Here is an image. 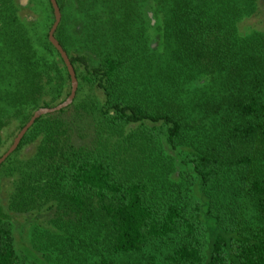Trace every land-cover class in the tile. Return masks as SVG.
I'll list each match as a JSON object with an SVG mask.
<instances>
[{
	"label": "trees",
	"instance_id": "16d2710c",
	"mask_svg": "<svg viewBox=\"0 0 264 264\" xmlns=\"http://www.w3.org/2000/svg\"><path fill=\"white\" fill-rule=\"evenodd\" d=\"M258 2L57 0L79 88L0 167V264H264ZM25 9L0 0V158L71 93L50 0Z\"/></svg>",
	"mask_w": 264,
	"mask_h": 264
},
{
	"label": "water",
	"instance_id": "95a60500",
	"mask_svg": "<svg viewBox=\"0 0 264 264\" xmlns=\"http://www.w3.org/2000/svg\"><path fill=\"white\" fill-rule=\"evenodd\" d=\"M50 3L53 7L54 11V17L55 21L54 24L50 30L49 33V41L50 43L54 46V48L58 51L60 54L67 70L70 75L71 79V93L69 97L64 101L62 104L58 105L57 107L54 108H42L38 111H36L33 115V117L30 119V121L25 125V127L20 131V133L17 135V137L14 139L12 145L9 147L7 152L0 158V167L7 161V159L14 154V152L18 149L22 139L24 136L27 134V132L33 127V125L36 123L38 119H40L43 116L54 114L57 112H60L64 109H67L70 107L77 96L79 84H78V79L76 76V71L74 69V66L72 65L70 58L66 51L63 49V47L60 45L58 40L55 37L56 31L58 27L60 26V23L62 21V14L59 8V5L57 3V0H50Z\"/></svg>",
	"mask_w": 264,
	"mask_h": 264
},
{
	"label": "rangeland",
	"instance_id": "374dc122",
	"mask_svg": "<svg viewBox=\"0 0 264 264\" xmlns=\"http://www.w3.org/2000/svg\"><path fill=\"white\" fill-rule=\"evenodd\" d=\"M21 2L24 10H26V6L29 3V0H17ZM259 10L257 14L250 19H246L244 22L240 24V31L242 34H248L255 30H264V1L259 0ZM24 16L28 17L30 14L29 11H24ZM78 30V29H77ZM14 141V140H13ZM12 141V142H13ZM11 146V142L9 145ZM35 146H30L22 153L24 156H29L34 151ZM10 182L7 179H3L0 185V206L5 208L6 205V197L10 193L11 189L9 188ZM10 221L14 227V234L17 239V243H22L26 246H31V232L33 229V224L31 218L23 215H12Z\"/></svg>",
	"mask_w": 264,
	"mask_h": 264
}]
</instances>
